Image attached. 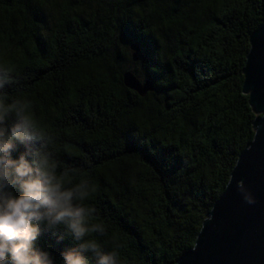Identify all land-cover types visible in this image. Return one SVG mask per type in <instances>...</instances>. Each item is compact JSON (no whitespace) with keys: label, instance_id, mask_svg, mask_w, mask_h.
Returning <instances> with one entry per match:
<instances>
[{"label":"trees","instance_id":"trees-1","mask_svg":"<svg viewBox=\"0 0 264 264\" xmlns=\"http://www.w3.org/2000/svg\"><path fill=\"white\" fill-rule=\"evenodd\" d=\"M263 25L264 0H0V62L54 133L60 178L89 182L121 264L193 247L253 137L241 71ZM126 72L153 90H128ZM36 246L61 264L75 242Z\"/></svg>","mask_w":264,"mask_h":264},{"label":"clouds","instance_id":"clouds-1","mask_svg":"<svg viewBox=\"0 0 264 264\" xmlns=\"http://www.w3.org/2000/svg\"><path fill=\"white\" fill-rule=\"evenodd\" d=\"M55 141L14 68L0 62V264H57L36 246L45 233L75 242L61 252V264H121L119 252L99 239L107 230L92 220L89 182L60 178ZM236 187L247 204L256 203L242 180Z\"/></svg>","mask_w":264,"mask_h":264},{"label":"water","instance_id":"water-1","mask_svg":"<svg viewBox=\"0 0 264 264\" xmlns=\"http://www.w3.org/2000/svg\"><path fill=\"white\" fill-rule=\"evenodd\" d=\"M248 44L241 71L242 94L254 115L253 137L206 214L193 247L183 252L176 264H264V25L250 34ZM122 78L125 88L140 97L153 90L149 82L141 85L129 72ZM237 180L244 182L255 204L243 200Z\"/></svg>","mask_w":264,"mask_h":264}]
</instances>
